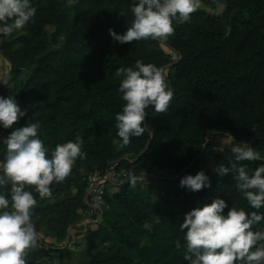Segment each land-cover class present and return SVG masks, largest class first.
<instances>
[{"label":"rangeland","instance_id":"1","mask_svg":"<svg viewBox=\"0 0 264 264\" xmlns=\"http://www.w3.org/2000/svg\"><path fill=\"white\" fill-rule=\"evenodd\" d=\"M97 1L98 9L108 7L110 11L97 16L88 14L75 20L79 10L90 7L88 0H76L74 4L65 2L62 6L65 18L62 20L56 16L52 8H49V0H34L37 7L35 17L22 30L0 35V95H15L22 108L27 109V116L22 117L16 126H22L25 118L27 120L34 118L42 122L41 130H44L45 119L51 115L52 103L55 99L52 84L55 86L59 84L54 83L53 79L68 77L71 74L84 77L76 90L68 89L65 92V95L70 97L62 104L67 108L65 111L67 115H60L61 121H57L59 128L56 130L58 134L54 143L68 141L67 135L74 128H79L84 134V150L87 152V157L77 159L74 165L75 169L79 170L77 175L71 174L61 182H54L52 195L42 196V203L37 206L34 213L38 242L28 252V264H132L128 256L133 255L134 252L127 253L129 250L114 230L109 218L111 217L118 225L126 226L135 220V210L138 209L147 214V218L155 225H162L156 217L150 215L151 209L139 195L145 193L153 199L168 196V180L189 173L196 174L203 169V166L198 168L194 166L196 164L194 159L199 160L202 156V154L198 155L201 145L198 149L184 145L169 159L163 158L158 152H161L163 145L169 141L172 128L177 123L183 122V125H187L192 121L188 111L198 109L197 104L205 94L211 97V105L223 110L222 122L207 134L203 147L212 149V146L222 151L230 148V143L250 142L264 154V141L255 142L256 136L261 133L260 118L246 114L244 121L239 120L237 114L239 110L233 103L234 91L239 89L238 86L233 87L230 93L224 90L222 92L220 89L203 93L196 88L192 79L198 71L195 68L198 67L203 73L208 63L215 66L218 61H222L219 56L212 59L197 58L194 62L191 60L193 46H198L203 40L193 37V32L189 31L184 33V38L189 40L190 47L181 43L172 45V39L176 35L174 31L157 39L121 43L109 30L114 28L117 33H124L122 28L124 19L131 24L134 18L131 11L133 0ZM69 9H72V12ZM223 9V0H220L216 8L206 6L204 0H200V6L192 13L191 20L184 23L194 27L196 21L201 20L199 10L220 14ZM122 12L125 15H121ZM180 25L179 22H175V27ZM224 55L225 51L222 57ZM137 59L164 67L167 78L177 92V97L173 100L174 112L171 115L158 113L154 106H150L147 109L149 116L145 123L150 125L153 131L146 130L141 136L133 137L131 143L124 144L117 134L115 117L117 112L122 111L125 103L119 92L122 77L116 74L117 69H108L100 76L97 67L113 61L131 66ZM183 61L184 71L177 83H173L171 78L176 71L173 66ZM34 66L36 68L32 71ZM115 85H118V89L114 88ZM177 109L183 110L180 116ZM185 113L186 116H182ZM230 118L237 122H231ZM165 125H169L171 129H166ZM192 126L193 124H188L187 129H191ZM235 126L243 133L242 140L225 139L228 132L235 137ZM7 129L4 128V131L10 133L11 129ZM4 150H6L5 137L0 132V159H3ZM117 159H127L131 165L138 163L136 166L142 179L135 186L131 185L124 196L126 199L119 196V187L108 191L109 218L103 228H99V223H86L88 208L83 207L79 198L65 226L55 227L56 225L49 222L52 212L48 207L52 206L54 198L64 200L66 195H70L69 187L62 189L63 186H68L64 184L76 185L71 188L74 195L87 183L88 172L94 168L106 167ZM224 177L227 186L232 177L229 178L228 174ZM56 190H59L58 196L54 193ZM36 192L40 196V193ZM119 206L123 211L119 210ZM125 213L126 215L122 216ZM82 220L83 223L80 224L84 225L79 224ZM49 226L51 229L52 226L54 227L52 232ZM126 233L127 238L133 234L132 231ZM175 242L173 239L165 240V243L172 245L166 251L161 252L163 248L159 250V261L189 264L184 259V249H177ZM139 245L156 246L154 241L147 237L142 238ZM134 260V264H143L141 258L136 257Z\"/></svg>","mask_w":264,"mask_h":264},{"label":"clouds","instance_id":"2","mask_svg":"<svg viewBox=\"0 0 264 264\" xmlns=\"http://www.w3.org/2000/svg\"><path fill=\"white\" fill-rule=\"evenodd\" d=\"M67 3L74 4L76 0ZM199 6L200 0H133L131 26L124 33L114 28L109 31L121 43L157 39L173 33L175 22L190 21ZM36 13L34 0H0V35L22 30ZM230 32L231 26H226L225 35ZM116 74L122 77L119 92L125 101L122 111L115 114L117 134L124 144H129L133 137L153 131L145 123L147 109L154 106L158 113L168 112L174 88L164 67L143 59L117 68ZM25 116L27 109L15 95H0V126L11 129L0 159V264H28V252L38 242L36 191L40 196H51L53 183L63 181L78 158L87 157L83 136L77 134L75 139L50 148L41 135L40 120L29 119L16 126ZM225 139L236 140L231 132ZM230 146L234 156L227 164H217L213 171L221 177L231 173L233 187L255 210L234 204L229 207L227 200L217 196L211 203L186 212L180 223L184 242L177 239L175 244L177 249H184V259L189 264H264V211H260L264 208V163L255 169L246 163L264 160V154L250 142ZM128 177L133 186L142 179L131 170ZM180 183L191 191H200L212 187V178L201 169L183 176ZM143 227L151 230L154 226L145 221Z\"/></svg>","mask_w":264,"mask_h":264},{"label":"trees","instance_id":"3","mask_svg":"<svg viewBox=\"0 0 264 264\" xmlns=\"http://www.w3.org/2000/svg\"><path fill=\"white\" fill-rule=\"evenodd\" d=\"M67 3V0H49V8H52L56 16L64 20L65 13L62 6ZM97 0H88L90 4L89 8L81 9L75 15V20H79L80 17L90 15H99L101 13L110 11L108 7L99 8L97 6ZM206 6H212L216 8L220 0H204ZM223 12L220 14L210 13L207 10H199L200 19L197 20L194 27H190L185 23H180L181 25L175 27L176 35L173 37L171 44H179L189 46L190 42L184 38V33L193 32V37H197L203 40L198 46H193L194 51L192 52L191 60H196L197 58L212 59L214 57H220L222 61H218L215 66L210 63L207 65L205 72H201L198 67L197 73L192 77L195 82L196 88H199L201 92H210L214 89H220L222 92L230 93L233 87L238 86V90L234 91L233 103L236 105L238 111L239 120L244 121L246 114L251 117H258L261 120V133L256 136L255 142L264 141V0H223ZM72 12V9H69ZM123 21L122 28L126 32L127 27L131 26L128 21ZM231 26V32L229 35H225L226 26ZM32 29V28H31ZM205 38V39H204ZM228 50V51H227ZM225 51L224 57H222ZM192 62V63H193ZM183 62H177L173 66L175 69V74L171 80L173 83H177L181 73L184 71L182 67ZM76 67V64L73 63ZM121 66H129L128 64L119 63L113 61L111 63H106L104 65H99L97 67L98 74L100 76L110 70H116ZM84 80V77H78L74 74L68 77H59V79H53L54 83L58 82L57 86L52 84V89L55 90V99L52 103L51 115L46 121V127L41 130V135L45 138L46 143L50 148H54L57 143L55 142V137L58 132L56 130L59 128L57 126V121H61L60 115H67L65 111L67 110L62 104L64 101L68 100L70 97L65 95L68 89L76 90ZM51 82V81H50ZM48 84V83H47ZM115 85L114 88H117ZM103 87V86H101ZM174 88V87H173ZM224 90V91H223ZM177 97V92L174 88V98ZM211 97L205 94L198 105V109H191L188 111L190 121L188 124H193L191 129H187V125H183V122L177 123L171 132V137L169 141L163 145V150L158 152L163 158H171L174 156L180 147L184 145L193 146V148L198 149L201 145L202 148L198 155L202 154L199 160H196L195 168L203 166V169L208 172L212 178V187H205L200 191H191L187 187L181 186V178L168 180V196H160L159 198L153 199L146 194H141L139 197L145 202L147 206L151 209L150 215L156 217L157 220L161 222L162 225L153 224V229L149 230L143 227L145 221H150L147 218V214L142 211L135 210V220L128 223L126 226L118 225L114 223L113 219L110 217L107 211V197L108 192L105 195V207L102 220L99 222V228H103L108 218L110 223L113 225L114 230L123 242L125 247L129 250L128 252H134L133 255H129V260L133 262L134 259L141 258L143 264H170L168 260L163 263L159 261V250L161 252L168 250L171 243H165V240H181L184 242L185 236L184 231L180 229V223L184 219V214L190 211L196 206H203L205 203H211L217 196H220L228 201L229 207L233 206H243L249 211L255 210L251 206L247 199L244 198L234 187V181L232 174L229 173V178L232 180L226 186L224 176L221 177L213 171V169L219 163H229L230 158L234 156L231 152V147L224 150L207 149L203 147L206 142L205 137L210 131L222 122L221 114L222 110L216 105H211ZM170 106L167 113L171 115L174 112V105ZM249 106V107H248ZM250 107H253L252 109ZM179 116L182 114L183 110L177 109ZM182 116H186V113ZM229 118V114L227 115ZM32 119V118H30ZM34 119V118H33ZM22 122L23 125L28 122L25 118ZM231 122H237L234 119H229ZM247 121V120H246ZM248 122V121H247ZM17 125V124H16ZM166 129H171L169 125H165ZM9 130V129H7ZM1 135L6 137L9 133L4 131V127L0 126ZM235 138L242 140L243 133L240 132L238 127H234ZM70 133V132H69ZM79 134L84 136L79 128H74L70 134L67 135V139H75L76 135ZM3 158V157H2ZM122 167L126 168L128 171H134L137 175H140L139 168L137 164L131 165L128 163L127 159H122ZM251 168L255 169L259 164L264 163L263 160L257 161H246ZM193 166V169H194ZM99 167V168H104ZM97 168L92 169L91 171ZM192 169V168H191ZM78 169L73 166L72 172L69 174L77 175ZM90 171V172H91ZM75 184V182H74ZM68 186H63L62 189H68L70 195H66V199L61 200L58 197L54 198L55 201L49 211L52 212L51 217H49V222L53 223L57 227L58 225L65 226L67 221H69L71 214L74 212L73 206H75L78 198L85 209L88 205L85 202L87 197L88 183L84 185L82 190L78 193L72 195L71 188L76 185L64 184ZM33 190L36 191L33 185ZM131 183L128 179L123 185H121L119 196L126 199L125 194L130 190ZM59 190L54 191L56 196H58ZM37 194V192H36ZM38 206L42 203V196L37 195ZM177 201V203H176ZM41 207V206H40ZM119 210L123 211L119 206ZM228 209H225L227 212ZM264 211V208L260 209ZM126 213L122 216H125ZM73 221V220H71ZM69 223V222H68ZM49 225V224H48ZM264 226V222H261ZM52 232V229L49 226ZM127 231H132V235L127 238ZM99 232V231H98ZM147 237L149 240L152 239L156 246H140V241L142 238ZM160 262V263H159ZM130 264V263H129ZM139 264V263H138Z\"/></svg>","mask_w":264,"mask_h":264},{"label":"built area","instance_id":"4","mask_svg":"<svg viewBox=\"0 0 264 264\" xmlns=\"http://www.w3.org/2000/svg\"><path fill=\"white\" fill-rule=\"evenodd\" d=\"M121 161L117 159L104 168L87 173L88 188L85 202L88 205V222L98 224L102 220L106 193L112 188L120 187L129 179V171L122 167Z\"/></svg>","mask_w":264,"mask_h":264},{"label":"crops","instance_id":"5","mask_svg":"<svg viewBox=\"0 0 264 264\" xmlns=\"http://www.w3.org/2000/svg\"><path fill=\"white\" fill-rule=\"evenodd\" d=\"M41 201H42V200H41ZM37 206H38V203L35 205V210L38 208ZM81 222L83 223V220L80 221L79 224H80ZM86 223H89V222L87 221ZM80 225H84V224H80ZM87 229H88V228H87ZM79 233H80V232H79Z\"/></svg>","mask_w":264,"mask_h":264},{"label":"water","instance_id":"6","mask_svg":"<svg viewBox=\"0 0 264 264\" xmlns=\"http://www.w3.org/2000/svg\"><path fill=\"white\" fill-rule=\"evenodd\" d=\"M35 68H36V66H34V67H33L32 71H34V70H35Z\"/></svg>","mask_w":264,"mask_h":264}]
</instances>
